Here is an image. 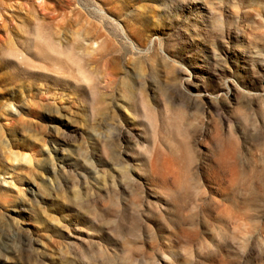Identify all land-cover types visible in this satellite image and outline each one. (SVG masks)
I'll return each mask as SVG.
<instances>
[{
  "label": "rangeland",
  "instance_id": "1",
  "mask_svg": "<svg viewBox=\"0 0 264 264\" xmlns=\"http://www.w3.org/2000/svg\"><path fill=\"white\" fill-rule=\"evenodd\" d=\"M0 264H264V0H0Z\"/></svg>",
  "mask_w": 264,
  "mask_h": 264
}]
</instances>
